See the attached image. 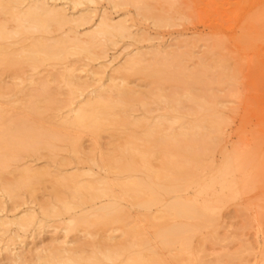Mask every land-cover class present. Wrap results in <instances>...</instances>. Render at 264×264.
<instances>
[{
    "label": "bare ground",
    "instance_id": "obj_1",
    "mask_svg": "<svg viewBox=\"0 0 264 264\" xmlns=\"http://www.w3.org/2000/svg\"><path fill=\"white\" fill-rule=\"evenodd\" d=\"M100 1L170 26L155 0H0V264H203L185 259L195 231L177 223L203 213L189 194L178 195L201 189L203 159L222 132L213 84L229 73L216 59L213 66L195 60L190 69L184 62L192 53L149 48L127 53L105 75L109 52L142 43L146 33L134 30L129 13L115 20L92 8ZM84 137L93 143L85 152ZM60 146L69 156L58 160ZM44 152L59 168L77 165L15 167ZM237 170L227 165L208 186H226ZM43 188L50 200L38 202ZM130 210L144 211L134 219L154 229L169 260L132 225ZM167 220L173 223L154 225ZM50 229L49 245L25 251L21 244Z\"/></svg>",
    "mask_w": 264,
    "mask_h": 264
},
{
    "label": "rangeland",
    "instance_id": "obj_2",
    "mask_svg": "<svg viewBox=\"0 0 264 264\" xmlns=\"http://www.w3.org/2000/svg\"><path fill=\"white\" fill-rule=\"evenodd\" d=\"M155 7L171 19L170 26L154 27L136 16L130 6L113 11L107 2L100 1L98 6L92 7L106 11L115 20L129 13L134 30L146 33L142 43L127 41L109 52L107 60L112 61V65L105 75H110L123 62L124 56L136 49L192 53V62L189 59L184 62L185 66L190 65V69L201 59L208 60L212 66L215 65L214 59L223 63L229 73L228 78L222 84H213L216 90L213 86L210 88L221 102L218 108L221 135L216 146L203 159L201 189L194 193L195 188H183L178 195L185 197L189 194L190 199L198 202L203 216L199 221L178 220L177 223L195 231L192 249L185 256L186 260L202 259L203 264H264V0H155ZM130 44L134 47L123 52L122 47ZM91 67L97 69L99 64L93 63ZM217 70L211 71L217 73ZM133 85L144 86L140 87L144 92L148 90L141 81ZM106 143L107 140H101L98 148L106 151L109 148ZM83 147L84 152L93 147L90 138H83ZM57 156L59 160L69 154L60 146ZM159 163L155 162V166ZM76 165L71 162L69 166L59 168L44 152L22 158L15 167L51 170L57 167L69 171ZM227 165L238 170L224 178L226 186H208L210 181L221 177L220 173ZM49 194L50 190L43 188L38 192L39 199L36 201H49ZM27 199L30 202L31 199ZM143 212L130 210L132 225L143 230L144 237L160 258L169 260V254L160 248L154 238V229L145 224L142 216L134 219ZM172 223L168 220L156 221L154 225L167 227ZM109 235L120 238V232H110ZM55 236L54 230L50 229L35 240L29 238L24 242L26 240L22 238L24 245H21L27 252V249L32 250L40 243V246L49 245Z\"/></svg>",
    "mask_w": 264,
    "mask_h": 264
}]
</instances>
